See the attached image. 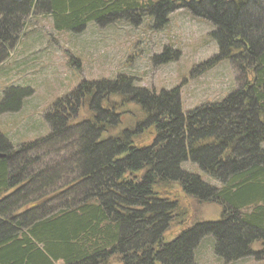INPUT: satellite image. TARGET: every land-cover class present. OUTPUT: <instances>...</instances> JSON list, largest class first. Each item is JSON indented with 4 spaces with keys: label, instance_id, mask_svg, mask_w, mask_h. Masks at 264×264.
Masks as SVG:
<instances>
[{
    "label": "trees",
    "instance_id": "obj_1",
    "mask_svg": "<svg viewBox=\"0 0 264 264\" xmlns=\"http://www.w3.org/2000/svg\"><path fill=\"white\" fill-rule=\"evenodd\" d=\"M180 7L213 25L209 36L218 53L212 64L231 60L252 79L220 102L184 114L178 88L155 93L126 75L83 81L45 113L50 132L43 137L9 152L0 134V264H101L111 256L119 264H195L194 248L207 234L223 261L264 260V0H0V64L29 15L49 16L60 32H81L89 22L137 25L145 16L158 29ZM169 57L166 51L158 56L163 63ZM31 94L30 88H6L0 114L18 111ZM127 103L142 117L107 135L128 116L118 111ZM146 130L150 141L134 145ZM68 139L76 148L66 158L68 172L57 168L27 178V163H37L34 148ZM20 154L24 164L14 168ZM183 162L218 185L186 171ZM54 177L57 187L50 183ZM168 183L198 201L217 202L221 217L165 241L177 203L155 188ZM256 240L261 248L253 250Z\"/></svg>",
    "mask_w": 264,
    "mask_h": 264
},
{
    "label": "rangeland",
    "instance_id": "obj_2",
    "mask_svg": "<svg viewBox=\"0 0 264 264\" xmlns=\"http://www.w3.org/2000/svg\"><path fill=\"white\" fill-rule=\"evenodd\" d=\"M168 14L163 28L153 29L152 17L145 16L137 25L124 20L105 26L89 22L85 30L78 33L55 30L49 16H27L19 39L9 49L8 58L0 64V101L10 86L30 88L32 91L29 97L22 99L18 111L0 114V134L9 142L7 150L12 152L20 145L49 133L45 113L83 81L112 80L126 75L133 78L135 86L155 93L162 89L178 88L180 108L184 114L197 106L220 102L244 81L252 79L249 70H239L231 60L212 64V58L218 53L216 42L209 36L214 28L212 24L183 7ZM164 51L170 55L165 63L158 58ZM87 108L88 105L74 120L83 118ZM123 108V111L118 110L120 115L128 111V116L125 113L121 118L123 123L107 135L122 133L123 128L133 126L142 117V111L134 104L127 103ZM152 137L151 130H146L134 139V145L150 141ZM72 140L57 142L42 149L34 148L31 157L37 158V163H27L26 171L30 172L26 174L27 178L31 179L34 173H44L45 170L55 172L57 168L68 172L70 167L66 158L76 150L75 146L71 148ZM22 156L25 157V154L14 157V168L24 164L19 159ZM71 166L74 170L75 165ZM180 166L186 171L201 174L210 184L218 185L213 178L190 163L183 162ZM74 176L76 172L68 173L66 177ZM50 180L51 185L57 187L58 179L54 177ZM155 191L160 197L167 196L177 203V208L171 213L168 229L164 232L165 241L177 237L195 223L221 217L220 204L198 201L182 191L177 183L159 185ZM214 243L215 238L211 235L202 236L194 248L193 262L264 264V260H255L252 256L223 261L222 256L216 254ZM250 248L260 249L261 243L259 240L253 241ZM101 264H119V260L111 256ZM154 264L160 263L156 261Z\"/></svg>",
    "mask_w": 264,
    "mask_h": 264
},
{
    "label": "water",
    "instance_id": "obj_3",
    "mask_svg": "<svg viewBox=\"0 0 264 264\" xmlns=\"http://www.w3.org/2000/svg\"><path fill=\"white\" fill-rule=\"evenodd\" d=\"M4 156V153L0 152V157H3Z\"/></svg>",
    "mask_w": 264,
    "mask_h": 264
}]
</instances>
